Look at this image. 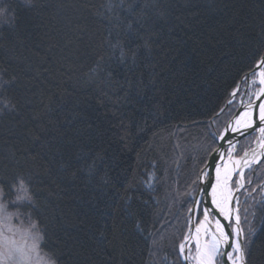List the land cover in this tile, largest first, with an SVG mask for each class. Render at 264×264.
<instances>
[{
  "label": "trees",
  "instance_id": "obj_1",
  "mask_svg": "<svg viewBox=\"0 0 264 264\" xmlns=\"http://www.w3.org/2000/svg\"><path fill=\"white\" fill-rule=\"evenodd\" d=\"M0 8V186L28 182L42 253L57 264H184L175 242L192 216V181L215 112L264 35V0ZM134 19L144 27L128 31ZM253 223L249 264H264V201Z\"/></svg>",
  "mask_w": 264,
  "mask_h": 264
},
{
  "label": "snow or ice",
  "instance_id": "obj_2",
  "mask_svg": "<svg viewBox=\"0 0 264 264\" xmlns=\"http://www.w3.org/2000/svg\"><path fill=\"white\" fill-rule=\"evenodd\" d=\"M5 11L7 10L0 8V14ZM129 11L131 12V9ZM117 20L119 21V17ZM134 23L141 28L144 27L140 19H134L127 21L128 31H134ZM141 38L145 40L144 46L147 47L148 40ZM113 47L120 49L121 59L127 55L120 47L119 41ZM132 59L135 60V53L132 54ZM248 69L249 71L242 77L233 81L223 105L218 106L211 122L217 126L216 130L211 132L210 142L202 149L200 167L192 183L196 195L204 199L191 198L192 206L188 209L193 216H197L194 229L191 227L187 229L188 233L194 234L181 235L175 242L178 254L185 264L190 261L194 264H249V244L253 230L250 228L244 233L239 227L241 224L239 197L235 193L245 189L246 185H251L252 175L264 167V35L261 36L252 54ZM249 81L255 85L251 91L242 87V84ZM222 116L224 120L221 124ZM240 137L256 139L261 151L257 152L255 148L238 150ZM155 167L152 165L153 169ZM154 179L155 171L148 172L142 181L147 190H154L151 182ZM129 187L134 185L130 184ZM8 189L9 191H5V188L0 186V240L3 241L0 246L6 248V251L0 252V264H8L9 260H12L13 264H57L55 260L46 261L42 256L47 240L37 233L38 222L32 221L31 209L35 204L28 182L23 176H19L13 184L8 185ZM247 190L251 195L255 188ZM21 191L23 195L13 196L14 192ZM133 199V195L124 197L129 217H136L138 213L133 206ZM142 203L147 204V201ZM135 227L143 230L140 222H137ZM4 230L13 234L16 232L29 234L33 242L27 248L18 246L17 241L5 238Z\"/></svg>",
  "mask_w": 264,
  "mask_h": 264
},
{
  "label": "rangeland",
  "instance_id": "obj_3",
  "mask_svg": "<svg viewBox=\"0 0 264 264\" xmlns=\"http://www.w3.org/2000/svg\"><path fill=\"white\" fill-rule=\"evenodd\" d=\"M242 87L248 89L249 91L253 90L255 88V85L252 83H247V84H242ZM247 99V98H245ZM256 139L254 138H248V139H242L237 146L238 150H250L254 147ZM243 154V151H241V155ZM258 172V173H257ZM256 173L252 175V180L253 183L251 185H246V188L242 190L240 194V199H239V208H240V216L242 219V229L244 233H247L248 230L251 228L253 230V225H254V220L257 215V212L259 211L261 204L264 201V189L262 187H257V185H261L263 179H264V167L259 169ZM247 174V171H246ZM249 188H255V191H252L251 195L248 194ZM18 194L23 195L24 193L21 191ZM245 209L247 211H245ZM246 217V219H245ZM191 224V219L189 222L190 227ZM38 234H40L39 230H36ZM188 232H186L187 234ZM4 235L5 238L10 239V240H15L18 242V246L22 247H30L33 239L31 235L26 234V233H20L16 232L15 234L9 233L6 230H4ZM41 235V234H40ZM24 241L27 243L25 244ZM3 241L0 240V244H2ZM6 251V248L3 246H0V252ZM43 258L47 261L50 260L46 255L42 253ZM35 259V257H33ZM182 260V257H181ZM183 262V261H182ZM8 264H13L12 260H9Z\"/></svg>",
  "mask_w": 264,
  "mask_h": 264
},
{
  "label": "bare ground",
  "instance_id": "obj_4",
  "mask_svg": "<svg viewBox=\"0 0 264 264\" xmlns=\"http://www.w3.org/2000/svg\"><path fill=\"white\" fill-rule=\"evenodd\" d=\"M251 83V81H249V84ZM261 150L259 149V147H258V149H257V152H260ZM254 167H255V165H254ZM245 171H247V169L245 170ZM242 190L243 189H241L240 191H238V192H236L235 193V195L236 196H238L239 197V199H240V194H241V192H242ZM240 209V208H239ZM199 218H201L202 219V217H199ZM196 221H197V216H193V221H192V223H191V228H193L194 229V225H195V223H196ZM241 226H242V219H241V224H240ZM243 230V229H242ZM187 234H194V232L193 233H187ZM203 239V238H202ZM193 244H194V241H193ZM182 260H183V258H182ZM188 264H194V262H188Z\"/></svg>",
  "mask_w": 264,
  "mask_h": 264
},
{
  "label": "water",
  "instance_id": "obj_5",
  "mask_svg": "<svg viewBox=\"0 0 264 264\" xmlns=\"http://www.w3.org/2000/svg\"><path fill=\"white\" fill-rule=\"evenodd\" d=\"M243 139V137H240L239 138V140L241 141ZM239 145V144H238ZM237 145V146H238ZM253 148H255L256 150L258 149V144H257V141H255V144H254V147ZM249 155H251V152L249 151ZM196 199H204L203 197H200V196H197L196 195V197H195ZM205 203H207V200L205 199ZM192 214V213H191ZM192 221H193V215L191 216V223H192ZM190 227H191V224H190ZM239 227L242 229V226L241 225H239ZM241 241H242V243L244 242V240H243V236H241ZM183 261V263L185 264V261L184 260H182Z\"/></svg>",
  "mask_w": 264,
  "mask_h": 264
}]
</instances>
